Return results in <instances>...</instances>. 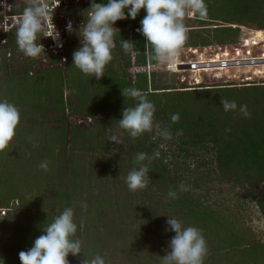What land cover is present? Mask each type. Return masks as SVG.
I'll use <instances>...</instances> for the list:
<instances>
[{"label":"rangeland","instance_id":"1","mask_svg":"<svg viewBox=\"0 0 264 264\" xmlns=\"http://www.w3.org/2000/svg\"><path fill=\"white\" fill-rule=\"evenodd\" d=\"M20 2L18 8L23 9L24 1ZM59 2L52 12L53 23L48 21L46 31L37 40L45 48L39 58L26 57L15 37L10 40L8 53L4 49L0 53V100L17 106L21 117L16 136L0 153V264H21L19 253L31 248L43 234L42 228L67 207L74 209L75 238L82 242L81 256L69 255V264H81L84 255L91 258L97 254L105 264H162L160 257L170 251L169 242L175 236L166 231L168 217L178 219L184 227L197 224L207 244L204 264H264V208L258 202L264 177L244 171L237 176L224 175L209 129L201 131L202 135L194 140L183 131V135L176 136L179 130L172 125V114L164 111V104L172 103L174 98L169 101L165 96L151 97L155 86L169 87L171 94L192 91L193 104L200 107L211 102L215 110V100L223 96L237 104L235 111L225 113L233 119V129L237 130V120L242 119L240 92L221 91L264 86V67L197 73L177 66L226 56L263 57L264 42L259 41L257 33L240 30L241 42L235 46L182 48L175 64L162 66H139L138 54L125 53L120 46L124 38L119 37L110 61L116 77L125 78L138 89L139 73H155L147 89H143L156 109L153 130L143 134L141 144L118 126L123 107H116L115 98L122 94L107 92V84L100 86L98 80L73 66V53L81 41L66 31V25L71 20L78 29L91 0ZM220 10L223 14L221 7ZM184 23L188 33L216 27L215 22L201 24L195 14L187 15ZM262 24L264 27V20L257 23ZM55 29L60 33L62 48L50 38L55 36ZM132 32L133 29V42ZM260 36L263 37L262 32H258ZM252 40L259 41L258 46H252ZM101 102H105L103 106ZM163 129L171 130V139L160 135ZM112 135L123 143L110 141ZM140 152L151 153L150 156L159 152V157L153 159L158 170L152 176L149 174L146 189L132 192L126 177L138 167L135 157ZM43 161L48 162L47 171L39 167ZM181 184L188 190L180 191ZM170 190L177 192V198H169ZM203 213L213 217L209 227H203ZM227 234L237 236L242 245L236 247L215 240L216 236ZM257 245L263 259L259 256L245 262L241 252L251 251Z\"/></svg>","mask_w":264,"mask_h":264},{"label":"clouds","instance_id":"2","mask_svg":"<svg viewBox=\"0 0 264 264\" xmlns=\"http://www.w3.org/2000/svg\"><path fill=\"white\" fill-rule=\"evenodd\" d=\"M5 8L7 5H3ZM17 7L19 4L16 5ZM127 10V15L125 14ZM141 10L146 15L141 20V27L137 31L146 40L145 54L149 61L157 65L175 64L177 58L188 39V27L184 23L187 15L197 14L204 19L207 16L205 0H107L106 3H97L91 0L90 7L83 13L84 22L75 28L73 21L69 20L66 31L75 34L81 41V46L73 53V66L86 76L100 80L104 77L106 66L113 59L112 50L115 47V35L120 30L114 25L129 17L136 20ZM4 19L8 17L3 15ZM15 40L19 50L32 59L39 58L45 52L42 43H37L40 34L46 31L49 20L53 23V14L49 0H24L22 13L15 18ZM55 27V26H54ZM52 38L56 46L63 47L60 33ZM7 40L2 43H6ZM120 46L125 53H134L136 47L132 41L121 39ZM126 100L135 101L134 106L125 107L122 118L118 120L120 129L125 130L135 140L146 132L153 130L155 105L147 98V94L135 87L122 90ZM225 112L235 111L237 104L221 98ZM240 112L249 116L247 106H240ZM20 110L7 100H0V153L4 152L16 136L20 124ZM176 124L180 120L179 113L170 117ZM165 139H171L173 133L170 129L160 132ZM183 135L182 130L175 133ZM110 141L117 145L123 141L117 135H112ZM159 152L152 156L146 153H137L135 163L138 165L127 174L126 184L130 191L144 190L149 185V163L158 158ZM40 168L47 171L48 162L43 161ZM180 191H187L185 185L179 186ZM168 196L177 198V192L170 190ZM86 207V205H84ZM168 228L175 236L169 242L166 255L161 258L162 264H204L207 255V244L201 231L196 227H184L176 218L168 217ZM42 235L38 236L33 246L27 251L19 253L21 264H69V255L79 258L82 254V242L76 239L77 224L74 221V209L65 208L51 223L42 228ZM84 255V254H83ZM81 264H105L100 255L88 257L84 255Z\"/></svg>","mask_w":264,"mask_h":264},{"label":"trees","instance_id":"3","mask_svg":"<svg viewBox=\"0 0 264 264\" xmlns=\"http://www.w3.org/2000/svg\"><path fill=\"white\" fill-rule=\"evenodd\" d=\"M96 2L106 3L107 0H96ZM205 4L207 6V16L204 19L199 18L197 14H195V16L201 24L209 25L215 22L216 27L213 29L202 28L191 30L188 33V39L183 48L190 46H208L211 44H235L240 38V29L234 28L233 25L235 24H244L254 29H264V27H261L263 24L257 25L258 21L264 20V0H205ZM220 7L225 14L220 12ZM125 14L127 15V10H125ZM145 15L146 11L141 10L136 20H132L129 17L127 20L118 21L114 25V27L120 30V33L117 32L115 35V41H117L119 37L130 41V35L133 29V43L136 47L135 52L138 54L139 66L157 64L155 61H149L147 59L145 54L146 40L143 35L137 31V29L141 27V20ZM226 24L230 25L227 26ZM210 34H212L213 37H210ZM226 59H228L226 62H221L223 61L222 57L213 58L210 63H207L209 68L206 69H214L217 66L216 64L222 65L221 63L232 62L229 58ZM249 61L252 63V60L246 62L250 63ZM130 62L131 59H128V67L131 66ZM253 63L257 66L264 65V59L253 60ZM177 67L180 70H192L197 73L201 70L197 68L198 66L194 69L192 63H181ZM104 73L107 76L105 77V81L103 82L100 79L97 82L100 86H102V84H107V92H113L118 95V93L122 94L123 89L131 87L125 78L118 79L116 77V70L112 68L110 63L106 66ZM153 75H155V73H150L149 75L146 72L139 73L137 75L139 78L138 89L141 91L147 89ZM154 88L156 92L151 93V97L165 96L169 101L174 98L172 101H175L172 103L166 102L164 104V111L170 112L171 114L179 113V122L176 124L172 123L177 130H182L189 135L190 139L194 140L196 136L200 137L202 135L201 131L209 129L208 134L214 137L213 141H215L217 145V162L224 175L229 174L237 176L238 172L242 173V171H244L247 174L255 175V177H264V86L255 85L242 87V89L229 88L221 91L223 94L226 92H240L238 95L242 98L241 105H246L247 109H250L249 116L241 114L242 119L237 120V130L233 129V119L225 115L227 112L224 111L220 101L223 96L220 97V100L219 98L215 100L214 110V108L210 106L211 102L208 105L202 103L200 107L193 104L195 98L192 91H177V93L171 94L172 92H169L171 88L169 87L164 86L163 88H159L155 86ZM115 99L117 100L116 107H123V110L126 106L131 107L135 104V101L131 99L126 100L123 95ZM176 101L177 103H174ZM104 103L105 102H101V104H99L103 106ZM214 113L215 116H213ZM221 120H223V122ZM142 137L143 135L135 140L142 144L144 143ZM59 143H62V141L59 140ZM148 167L150 176L153 175V172L157 173L158 167L155 160H152L150 164H148ZM161 181L162 179L160 182ZM68 193H70V186H68ZM258 202L260 206L264 208V186L258 196ZM201 216L203 227H209L210 222H213V217L208 213H203ZM194 227H197V224H194ZM215 240H221L224 244L228 242L229 245L236 247L242 245L240 239L233 234H227L222 237L216 236ZM228 244L226 246H228ZM259 246L260 245L255 246L251 251L249 249L248 251L244 249L241 252L243 260L247 262L249 259H256V257L259 258V256L262 257L259 252ZM230 251L236 250L232 249Z\"/></svg>","mask_w":264,"mask_h":264},{"label":"built area","instance_id":"4","mask_svg":"<svg viewBox=\"0 0 264 264\" xmlns=\"http://www.w3.org/2000/svg\"><path fill=\"white\" fill-rule=\"evenodd\" d=\"M24 1V0H23ZM52 1L50 3V7H51V11L53 12V10L56 9L57 6H59L60 2L59 0H49ZM7 5V7L5 8L3 5ZM19 4V6H21V2L20 0H0V53L1 50L4 49L6 53H8L7 49L10 46V40H12L13 37H15V32H16V20L15 18L18 17L23 9H19L16 5ZM6 14V16L8 17L7 19L3 18V15ZM234 28H239L240 30H250V31H255V33H257V38L259 39L260 42H264V29H254V28H250L247 26H242V25H233ZM258 32H262L263 33V37H258ZM50 36V35H48ZM52 37V35H51ZM7 40L6 43H2L3 41ZM257 40H252L253 45L252 46H258V42ZM241 39L239 38V41L235 44H227V45H223L224 46H235L240 44ZM223 61L221 62H226V58H229V60H231V63H221L222 65L216 64V69L219 70H223V69H228V68H253V67H264V65H255L253 63V60H257V59H264L263 57H241V58H231L230 56H226V57H222ZM213 59V58H212ZM212 59L209 60H202V61H188V62H182V63H192L193 64V68L195 69L196 66H198L197 68L201 69L200 71H207V70H211V69H206L209 68L207 65V63H210V61ZM248 60H252V63H247L246 61ZM222 67V68H220ZM185 70V69H182ZM185 71H190V72H194L192 70H185Z\"/></svg>","mask_w":264,"mask_h":264},{"label":"bare ground","instance_id":"5","mask_svg":"<svg viewBox=\"0 0 264 264\" xmlns=\"http://www.w3.org/2000/svg\"><path fill=\"white\" fill-rule=\"evenodd\" d=\"M251 63V61H249Z\"/></svg>","mask_w":264,"mask_h":264}]
</instances>
